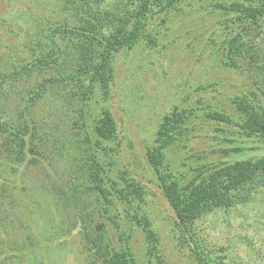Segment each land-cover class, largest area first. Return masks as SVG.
<instances>
[{"label":"trees","instance_id":"trees-1","mask_svg":"<svg viewBox=\"0 0 264 264\" xmlns=\"http://www.w3.org/2000/svg\"><path fill=\"white\" fill-rule=\"evenodd\" d=\"M186 1L53 0L46 4L51 8L48 12L34 17L39 27L24 31L30 53L0 61V88L20 98L14 103L15 118L0 103V264H47L51 243L59 241L55 246L64 250L71 226L76 227L90 264H167L143 206L145 185L111 156L118 123L106 101L118 54L126 59L136 44H156L159 25L190 6ZM59 6L71 11L77 23H70L64 13L53 18ZM201 6L205 14L222 16L219 29L207 35L215 63L228 67L233 58H240L242 77L251 84L231 95L229 110L198 97L194 107L175 105L163 113L146 157L176 224L188 233L189 237L183 235L186 241L191 239L198 247V264H228L226 252L204 249L193 231L202 216L264 195V0H204ZM218 51L226 53L227 59L215 55ZM204 84L195 90L205 88ZM50 95L65 102L64 116L71 112L68 119L73 118L75 133L71 149L76 151L72 157L83 164L81 171H67V179L56 180L51 189L45 180L23 173L45 159L38 116L32 111ZM196 118L212 126L221 145L218 152L225 158L203 161L206 155H188L180 158L182 167L173 169L175 163L166 157V150L184 142ZM68 119L64 117L62 128ZM22 173L26 175L20 180ZM79 186L95 201L93 223L92 218L77 215L75 202L69 204L75 209L69 214L74 219L67 220L69 197L80 198ZM64 221L70 222V228ZM136 231L143 240L140 250L132 245Z\"/></svg>","mask_w":264,"mask_h":264},{"label":"rangeland","instance_id":"rangeland-1","mask_svg":"<svg viewBox=\"0 0 264 264\" xmlns=\"http://www.w3.org/2000/svg\"><path fill=\"white\" fill-rule=\"evenodd\" d=\"M203 1H186L190 6L172 14V19L166 24H160V36L156 44H136L126 59L122 58V53L118 54L115 60L116 76L110 89L111 96L106 101L118 123V137L111 142L115 145L111 156L115 163L124 165L134 178L145 185L147 196L143 206L156 229L159 248L167 264H198V247L191 239L186 241L183 235L189 237L188 233L176 224L175 214L162 195L155 181L154 170L146 157V150L153 142L157 123L161 115L175 105L194 107L198 97L208 100L207 103L212 106L229 110L232 104L231 95L245 90V86L251 84L242 77L239 69L240 58H233V64L228 67L215 63L216 58L209 49L207 35L212 29H219L218 21L222 16L205 14L206 11L201 6ZM49 2L54 3L53 0H0V61L9 62L10 59L30 53L26 47L29 43L24 31H33L36 30L35 26L39 27L34 17L48 12L51 8L46 4ZM59 7L55 9L56 12L54 10L53 18H61L63 16L60 14L64 13L70 23H77L71 11ZM157 21L153 22L154 25ZM200 33L204 35L200 36ZM225 54L218 51L215 55L225 60ZM243 67L246 68V64ZM201 83H205V88L195 90ZM3 91L0 88V103L15 118L14 103L20 101L19 95L15 93L17 96L12 97ZM60 101L50 95L37 102L35 110L33 107L32 114L38 116L36 121L45 159L42 157L37 167L31 166L26 172L23 171L29 173L33 180H45L50 189V185L54 187L56 180L60 183L67 179V171H72L73 168L79 171L83 169V164L80 163L82 160L72 157L76 151L71 149L75 139L73 118L68 119L71 112L64 116L61 105L65 102L62 99ZM63 116L69 121L65 128L61 127ZM199 118L194 119L193 129L184 142L180 141L178 145L166 150V157L175 163V167L172 165L173 169L181 166L184 159L180 158L188 155L194 158L197 155H206L201 158L203 161L225 158L218 152L221 145L219 139L213 136L215 132L212 126ZM87 123L91 124L90 117ZM82 125L81 128L87 131V127ZM98 150L101 152L100 148ZM63 171L65 175H62ZM23 173L20 180L26 175ZM88 194L87 189L79 186L80 198L74 200L69 197L67 216L70 218L67 220L74 219L69 214H73L75 209L69 204L75 202L79 209L76 210L77 215L82 213L83 218L88 221L92 218L93 223V218H97L95 201ZM259 196L261 198L254 202L238 204L227 211L216 210L198 219L193 232L198 236L202 247L216 249L218 254L226 252L228 264H264V195ZM88 210L89 215L86 213ZM105 223L108 227L111 224L106 219ZM66 224L70 228V222ZM75 228L71 226V231L68 232L70 235L64 240V250L55 246L59 241L51 243L53 247H49L50 260H47V264H90L91 261L87 262L81 250L79 233ZM48 234L49 232L46 233ZM131 240L135 250L143 247L142 236L138 231Z\"/></svg>","mask_w":264,"mask_h":264}]
</instances>
